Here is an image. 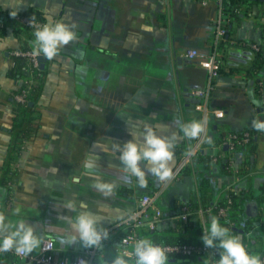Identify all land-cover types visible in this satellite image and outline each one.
Returning a JSON list of instances; mask_svg holds the SVG:
<instances>
[{"label": "crops", "instance_id": "0c3cea01", "mask_svg": "<svg viewBox=\"0 0 264 264\" xmlns=\"http://www.w3.org/2000/svg\"><path fill=\"white\" fill-rule=\"evenodd\" d=\"M0 9L35 10L47 20L51 17L78 25L77 39L47 64L34 110L37 129L18 151H11V128L13 96L21 84L8 73L14 64L12 51L23 40L11 28L0 33V212L7 225L0 239L24 223L39 239L28 255L39 253L49 239L51 253L68 260L86 256L88 249H94L92 264H113L117 257L132 259L125 253L130 246L121 242L126 232L122 221L139 208L141 195L150 188L154 191L149 195L155 196L154 205L162 213L157 228L185 224L178 218V201L196 196L201 167L191 172L184 169L176 180L161 181L150 171L151 163L141 160L139 167L150 179L141 187L140 178L126 169L120 157L124 145L133 139L142 151L144 135L154 131L175 145L173 170L180 145L195 139L185 137L179 125L201 121L194 105L204 101L192 91L206 87L209 81V73L199 61L215 49L216 21L221 16L218 3L0 0ZM231 26L234 41L262 42L264 2L242 4ZM188 50H195L198 56L187 57ZM245 56L244 50L232 46L227 62H221L212 77L206 104L210 110L222 109L224 115L207 117L208 135L201 151L224 156L217 143L226 132L251 129L254 119L264 122V68L259 84L254 85L239 66ZM254 146V155L235 153L230 173L215 176L211 196L218 200L229 190L249 191L245 215L254 224H264V131H257ZM90 159L94 166L84 167ZM215 166L211 163L209 172ZM249 202L257 207H247ZM84 213L97 220L95 227L102 237L98 246H84L72 226ZM211 217L210 212L199 216L207 222ZM258 229L256 224L246 234L252 255L264 247V235H257ZM206 261L210 264L208 257Z\"/></svg>", "mask_w": 264, "mask_h": 264}, {"label": "trees", "instance_id": "16d2710c", "mask_svg": "<svg viewBox=\"0 0 264 264\" xmlns=\"http://www.w3.org/2000/svg\"><path fill=\"white\" fill-rule=\"evenodd\" d=\"M264 0H221L220 3V11L221 18L223 23V28L225 33L223 37L216 44V58L221 62H227V53L228 49L232 46H235L239 49L244 50L245 53V62L242 67L246 73V75L253 81L254 85L259 84V74L264 68V30L262 32V42L258 43V49H252L250 47V42L239 41L236 42L233 39L234 28L231 26L232 22L238 19L239 8L242 4H253L259 3ZM29 17H33L36 20H44L46 19L41 13L35 10H26L20 11ZM11 11H3L1 9L0 12V23L3 24L0 27V33L4 34L8 28L13 30V33L17 37H22L23 42L19 46L20 49H30L32 48L33 41L35 39L34 31L27 25L20 23L10 17ZM221 55V57L219 56ZM43 62L45 63V68L41 69L39 66L38 71L35 70V80L36 83L33 84L29 90L27 96L26 103H18L14 102V117L12 124V132H13V141L11 143V151L21 149L24 139H28L35 133L37 129L36 117L34 115V110L36 106V102L38 97L42 91L44 79L46 75L47 64L49 59L43 57ZM13 67L9 71V76L14 78L17 81H20V88L15 92H19L21 88H23L24 81L29 79L30 75H26L24 73V69L27 68L26 58L21 56H13ZM42 62V61H41ZM41 64V63H40ZM236 66V65H234ZM221 67V66H220ZM220 69V68H219ZM33 103V104H30ZM250 133V141L248 144L244 146H239L236 148L234 152H230L228 149L224 150L223 147L220 149L224 152V156L218 160L217 162H212L213 155L200 151L193 157L192 165H188L185 170L190 171L196 167L200 166L203 170L202 173H199L197 177V194L194 197L189 198L186 201H178L179 206H186L189 212V220L183 225L178 226L175 229H166L161 230L158 228L150 229L147 226L146 220H144L143 224L140 225L136 229V233L143 240H147L154 244H188V245H204L202 241V236L204 234V229H208L210 227V222L201 221L199 218L200 213L199 209H203V215L210 212L212 216L218 217L221 226L229 229L230 236H238L239 230H243L241 236L243 237L242 243L246 244L248 247V253L251 254L250 240L247 239L246 234L249 233L256 226L259 229L256 231V234L261 236L264 235V224L256 221L254 224L253 220L245 215L244 206L245 202L251 198V194L249 191L245 192H236L229 190L226 196H223L221 199L214 200L211 196V185L213 181H215L217 177H221L230 173L229 163L230 160L233 159L234 154L242 153L246 154L247 157H250L255 154V137L257 135V131L254 128L251 129H243ZM241 131V130H240ZM220 140V139H219ZM191 143V140L184 142L180 145L179 150L177 151L178 155H181L184 151H186L187 147ZM219 143V141H218ZM217 143V144H218ZM220 150V151H221ZM214 163L215 170L214 172H209L210 164ZM247 164L243 163V165ZM242 168L239 169L240 172H243ZM193 172V171H192ZM239 173V172H238ZM217 175V177H215ZM145 180L150 181V179L145 178ZM154 189L150 188L148 194L153 193ZM144 194V193H143ZM142 196V195H141ZM228 199L231 200L230 207L227 209V214L225 216L219 215L218 210L227 205ZM151 213L149 212L148 215ZM197 217V218H196ZM191 218V219H190ZM127 230V229H126ZM255 234V236H257ZM123 236V235H122ZM219 241H214V246L219 248ZM220 256L223 252V249L219 248ZM257 255L261 257L264 255V247H261L257 251ZM167 260L166 263H171L172 258H190V261L205 264L206 255L203 254H194L187 257H179L175 255L166 254ZM126 264H135V261L138 260V257L134 259H126ZM0 264H24L21 259H19L12 250L10 251H2L0 253ZM34 264V263H31Z\"/></svg>", "mask_w": 264, "mask_h": 264}, {"label": "clouds", "instance_id": "9594fccd", "mask_svg": "<svg viewBox=\"0 0 264 264\" xmlns=\"http://www.w3.org/2000/svg\"><path fill=\"white\" fill-rule=\"evenodd\" d=\"M12 17L17 15L16 11L10 13ZM34 22L31 18L30 23ZM78 25L75 22L66 23L63 20H53L51 17L41 25L34 33L33 41L34 51L37 55L43 54L44 57L51 60L59 51L77 39L75 29ZM252 95V93H249ZM253 103L259 104V101L253 100ZM203 121H192L191 123L180 124L185 137L192 139L197 138L204 131ZM252 126L256 131H264V122L254 119ZM175 139V134L173 135ZM174 143L172 140L159 137L154 131H148L144 135L143 150L135 142V139L128 141L124 145L121 154V161L130 170L140 178V186L146 187L147 181L145 174L139 167L141 160L149 161L152 165L150 171L159 180H170L173 177L171 162L174 157ZM98 159V157H95ZM94 165L90 159L84 167L92 168ZM98 187H106L97 185ZM6 217L0 212V232L6 227ZM96 218L84 213L81 214L76 223L72 226L79 233L80 240L84 246H98L101 241V233L97 231ZM104 238L107 233L104 232ZM219 241V248L223 249L218 264H262L258 255H250L244 247L239 236H230L229 229L221 226L216 216L211 217L210 227L205 230L202 241L205 247H213L214 241ZM39 245V239L34 235L33 228L24 223H20L16 230L0 239V251H10L15 248L18 253H30ZM135 255L138 257L137 264H166L167 256L163 249L154 246L147 240H140L135 246ZM83 264V262H82ZM113 264H126L123 258L117 257ZM207 264V261H205Z\"/></svg>", "mask_w": 264, "mask_h": 264}, {"label": "built area", "instance_id": "2783aa9c", "mask_svg": "<svg viewBox=\"0 0 264 264\" xmlns=\"http://www.w3.org/2000/svg\"><path fill=\"white\" fill-rule=\"evenodd\" d=\"M199 2L201 5L206 6L209 2L215 1L220 6L221 0H194ZM1 12V9H0ZM12 12V11H11ZM17 15L15 17H10L20 23H23L27 26H29L34 32L44 23H46L48 20H36L34 19L33 23H30L31 17L24 14L23 12L16 11ZM56 20V19H53ZM3 24L0 23V27H2ZM225 33V30L223 28L222 18L221 16L216 21V44L217 42L223 37ZM250 47L252 49L257 50L258 49V43H251ZM216 45L213 53L207 57L206 59H202L199 61V64L201 67L205 68L207 72L209 73V81L206 87L204 88H196L192 92L194 96L202 99L204 102H198L194 105L195 110L199 111L201 113V121L204 123V131L199 134V136L191 141L189 146L187 147L186 151H184L180 157L177 160L176 165L173 168V177L172 180H176L179 177V174L188 166L192 165L193 157L199 153L201 150H203V147L205 145V142L207 140V117L209 115H213L215 118L220 119L223 117L224 113L222 109H208L206 101L209 97L210 91L212 90V77L214 74L219 70L220 63L216 58ZM13 56H21L26 58L27 68L24 69V73L26 75H30L29 79L24 81V87L21 88V90L14 94L13 98L15 102L18 103H26L27 102V96L29 93V90L33 84L36 83L35 80V70L38 71L41 58H43V54L37 55L34 51V46L32 45V48L30 49H20L19 47L14 49L12 51ZM186 56L189 58H194L198 56V53L195 50H188L186 52ZM250 141V133L246 130L241 131H228L226 132L219 140L218 147H226L230 152H234L237 147L244 146L248 144ZM221 153H217L213 155L212 162H217L222 158ZM233 161V159L230 160V163ZM155 196L145 194L142 195L139 199V208L129 214L126 218L123 219L122 223L124 227L127 229L126 232L121 237V242L125 245L130 246V249L128 251H125V253L132 259L135 260L137 257L135 255V246L138 241L143 240L138 236L136 233V229L143 224L144 220H146L147 226L150 229H155L158 227L160 218H161V210L155 207L154 205ZM231 200L228 199L227 205L225 207H222L218 210V214L225 216L227 214V209L230 207ZM151 213L148 215V213ZM199 213L202 215L201 209L199 210ZM178 218L182 223H186L189 220V212L186 206H181ZM206 229H204L205 232ZM154 246H158L165 254L175 255L179 257H187L194 254H203L206 255V257L209 258L210 264H218V261L220 259V250L218 247H205V245H188V244H154ZM244 247L248 251V247L246 244H244ZM52 249V243L49 239H46L41 247V250L39 253L35 255H28L27 253H18L15 251V249H12L13 253L23 261L24 264H92L91 257L94 253V249H88L86 251V256H78L74 259L68 260L64 257H57L53 253H51ZM2 251H0L1 253ZM260 260L262 264H264V255L260 257ZM135 264H137V261H135Z\"/></svg>", "mask_w": 264, "mask_h": 264}, {"label": "water", "instance_id": "95a60500", "mask_svg": "<svg viewBox=\"0 0 264 264\" xmlns=\"http://www.w3.org/2000/svg\"><path fill=\"white\" fill-rule=\"evenodd\" d=\"M41 64H40V68L41 69H44L45 68V63L43 62V59L41 58ZM30 104H33V103H30ZM224 149H226V147H224ZM250 204H252L254 207H257V204L256 203H254V202H249L248 204H247V207L250 205ZM250 214V213H249ZM239 232H243V230H239ZM178 261V262H189L190 261V258H172L171 259V261Z\"/></svg>", "mask_w": 264, "mask_h": 264}, {"label": "rangeland", "instance_id": "374dc122", "mask_svg": "<svg viewBox=\"0 0 264 264\" xmlns=\"http://www.w3.org/2000/svg\"><path fill=\"white\" fill-rule=\"evenodd\" d=\"M169 264H195V262H192V261L191 262H178L177 260L176 261L174 260Z\"/></svg>", "mask_w": 264, "mask_h": 264}]
</instances>
